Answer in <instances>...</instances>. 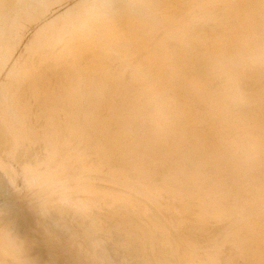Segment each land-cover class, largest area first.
I'll return each instance as SVG.
<instances>
[{"label": "rangeland", "instance_id": "obj_1", "mask_svg": "<svg viewBox=\"0 0 264 264\" xmlns=\"http://www.w3.org/2000/svg\"><path fill=\"white\" fill-rule=\"evenodd\" d=\"M128 1L81 12L60 42L32 26L19 73L0 61V264H264V0ZM74 43L77 62L59 58Z\"/></svg>", "mask_w": 264, "mask_h": 264}, {"label": "bare ground", "instance_id": "obj_2", "mask_svg": "<svg viewBox=\"0 0 264 264\" xmlns=\"http://www.w3.org/2000/svg\"><path fill=\"white\" fill-rule=\"evenodd\" d=\"M63 0H0V61H4V63H6V65H7V67H3V68H5V71H7L5 74H7V76H8V74H10V72H14L15 74L16 73H19V70L21 69L20 68V65H21V61H22V59H23V56H21L20 54H18L17 55V51H18V48L21 46V45H23L24 46V48L27 50L28 49V47L31 45V43L29 44V39H27L28 38V30L32 27V26H34L35 28H38V32L36 33V34H38L39 36H41L43 39H46V40H52V39H55L56 41H58V42H60L62 39H64V38H61V35L65 32V31H67V29L69 28V23H70V21L72 20V22L73 23H76L77 22V16L79 15V14H81V12H83V11H85V10H89V9H94V10H98V11H100V12H106V11H111V10H113V9H115V8H122V7H124V6H134V3H132V2H129L128 0H121L122 1V4L123 5H121V4H119L118 3V1L119 0H76L75 2H74V4L73 5H69L68 7H66V9L63 11V12H61L64 8H62V5H63V2H62ZM173 1V0H172ZM232 2V1H231ZM121 3V2H120ZM247 3V2H246ZM67 4V3H66ZM241 5V4H240ZM252 7H253V4H252ZM242 11V10H241ZM99 15H101V14H99ZM54 16V17H53ZM99 17V16H98ZM106 17V16H105ZM222 17V16H221ZM73 18V19H72ZM94 18V17H93ZM102 18V17H101ZM100 18V19H101ZM104 18V17H103ZM107 18V17H106ZM177 18V17H176ZM261 18V17H260ZM263 18H264V16H263ZM99 19V20H100ZM95 20V19H94ZM240 20V19H239ZM105 21V20H104ZM221 21H223V20H221ZM237 21V20H236ZM241 21V20H240ZM196 22V21H195ZM241 23V22H240ZM251 23V22H250ZM211 24V23H210ZM91 25V24H90ZM199 25V24H198ZM202 25V24H201ZM209 25V24H208ZM225 25V24H224ZM235 25V24H234ZM72 26V25H71ZM194 26V25H193ZM204 26V25H203ZM210 26V25H209ZM214 26V25H213ZM212 26V27H213ZM263 26V25H262ZM55 27H57L58 29H55ZM89 27V26H88ZM91 27V26H90ZM204 27H206V25L204 26ZM241 27V26H240ZM194 28H195V26H194ZM201 28V27H200ZM208 28V27H207ZM214 28V27H213ZM217 28V27H216ZM219 28V27H218ZM47 29H49V33H47V34H44L45 33V31L47 30ZM186 29H187V27H186ZM215 29V28H214ZM69 30V29H68ZM188 30V29H187ZM190 30V29H189ZM192 30V29H191ZM216 30V29H215ZM82 31V30H81ZM199 31V30H198ZM205 31V30H204ZM221 31V30H220ZM228 31V30H227ZM70 32V31H69ZM206 32V31H205ZM185 33V32H184ZM209 33V32H208ZM208 33H206V34H208ZM68 35H70L69 33H67ZM205 34V33H204ZM203 34V35H204ZM210 34H211V32H210ZM140 35V34H139ZM208 36H209V34H208ZM67 37V36H66ZM69 37V36H68ZM67 37V38H68ZM213 37H215V36H213ZM218 37V36H217ZM217 37H215V38H217ZM87 38V37H86ZM207 38V37H206ZM165 39V38H164ZM67 40V39H66ZM69 40H67V41H65V42H62L61 44H59L56 48L57 49H60L61 48V46H65L66 44H67V42H68ZM116 41V40H115ZM154 41V40H153ZM70 42V41H69ZM172 44V43H171ZM75 45V43L74 44H71V46H70V44H69V48L71 49H69L70 51H67V52H65V54L64 55H61V56H59V58H68V60L70 61V62H74V63H76L77 62V60H78V54L76 53V47L74 46ZM208 45V44H207ZM165 46V45H164ZM163 46V47H164ZM53 47V46H52ZM166 47H167V45H166ZM168 47H172V46H168ZM174 47V46H173ZM55 48V49H56ZM183 48V47H182ZM166 49V48H165ZM178 49V48H177ZM43 50V49H42ZM49 50H50V48H49ZM48 50V51H49ZM170 50V52H171V49H169ZM169 50H167V51H169ZM172 50H173V48H172ZM47 51V52H48ZM42 52H44V51H42ZM64 52V51H63ZM104 52V51H103ZM163 52H164V50H163ZM175 52V51H174ZM186 52H188L187 50H186ZM166 53V52H165ZM178 53H180V52H178ZM40 54V53H39ZM48 54V53H47ZM169 54V53H168ZM186 54L187 53H185V57H186ZM36 55V54H35ZM86 55V54H85ZM238 55V54H237ZM42 56V55H41ZM214 56V55H213ZM30 56H28V58H29ZM33 57V56H32ZM39 57V56H38ZM56 57H57V55H56ZM89 57V56H88ZM176 57H178V56H176ZM189 57H191V56H189ZM195 57H196V55H195ZM217 57V56H216ZM34 58H36V57H34ZM107 58V57H106ZM214 58V57H213ZM248 58V57H247ZM41 59V58H40ZM197 59V58H196ZM233 59V58H232ZM32 60H33V58H32ZM165 60V59H164ZM168 60V59H167ZM215 60V59H214ZM222 60V59H221ZM223 60H224V58H223ZM239 60V59H238ZM26 61H27V59H26ZM25 61V62H26ZM29 61V60H28ZM216 61V60H215ZM217 61H219V60H217ZM30 62H33V61H31L30 60ZM204 62H206V61H204ZM37 63V62H36ZM140 63V62H139ZM155 63V62H154ZM184 63V62H183ZM186 63V62H185ZM221 63V62H220ZM33 64V63H32ZM35 64V63H34ZM106 64V63H105ZM113 64V63H112ZM111 64V65H112ZM188 64V63H187ZM192 64V63H191ZM223 64V63H222ZM49 65V64H48ZM64 65H65V63H64ZM115 65V64H114ZM114 65H113V67H114ZM156 65V64H155ZM193 65V64H192ZM199 64H197V66H198ZM204 65V64H203ZM203 65H200L201 67L203 66ZM206 65V64H205ZM234 65V64H233ZM5 66V65H4ZM25 66H26V64H25ZM30 66V65H29ZM53 66V65H52ZM157 66V65H156ZM173 66V65H172ZM191 66V65H190ZM199 66V67H200ZM236 66V65H235ZM0 67H2V66H0ZM214 67V66H213ZM22 68H23V66H22ZM32 68V67H31ZM110 68V67H109ZM112 68V67H111ZM190 68V67H189ZM211 68V67H210ZM2 69V68H1ZM73 69H74V67H73ZM197 70V69H196ZM200 70H202V68L201 69H199L198 70V72L200 71ZM211 70V69H210ZM214 70V69H213ZM1 71H3V69L1 70ZM35 71V70H34ZM53 71H54V69H53ZM182 71H183V69H182ZM194 71V70H193ZM202 71H204V70H202ZM29 72V71H28ZM58 72V71H57ZM263 72V71H262ZM25 73V72H24ZM114 74H115V71L113 72ZM200 73L201 72H199V75H200ZM203 73V72H202ZM212 73V72H211ZM210 73V74H211ZM187 74V73H186ZM196 74V73H195ZM18 75V74H17ZM104 75V74H103ZM156 75V74H155ZM189 75V74H188ZM202 75V74H201ZM209 75V74H208ZM207 75V77H209ZM216 75V74H215ZM5 76V75H4ZM194 76H196V75H194ZM205 76V75H204ZM113 77V76H112ZM197 77V76H196ZM201 77V76H200ZM6 78V77H5ZM58 78V77H57ZM83 78V77H82ZM93 78V77H92ZM218 78V77H217ZM230 78V77H229ZM14 79V78H13ZM23 79V78H22ZM203 79V78H202ZM211 79V78H210ZM221 79V78H220ZM262 79V78H261ZM264 79V78H263ZM58 80V79H57ZM221 80H224V79H221ZM238 80V79H237ZM13 81V80H12ZM53 81V80H52ZM92 81V80H91ZM129 81V80H128ZM141 81V80H140ZM216 82H217V79L215 80ZM225 81V80H224ZM239 81H241V80H239ZM247 81V80H246ZM260 81H262V80H260ZM260 81H259V83H260ZM26 82V81H25ZM25 82H23V83H25ZM59 82V81H58ZM223 82V81H222ZM249 82V81H248ZM251 82V81H250ZM252 82H253V80H252ZM258 82V81H257ZM257 82H256V84H257ZM263 82V81H262ZM9 83V82H8ZM110 83V82H109ZM206 83V82H205ZM212 83H213V81H212ZM9 84H11V83H9ZM8 84V85H9ZM20 84V83H19ZM18 84V85H19ZM84 84V83H83ZM132 84V83H131ZM219 84V83H218ZM242 85H243V83H241ZM247 84V83H246ZM255 84V85H256ZM262 84V83H261ZM263 84H264V82H263ZM2 84H0V86H1ZM6 85V84H5ZM8 85H7V87H8ZM12 85V84H11ZM128 85V84H127ZM136 85V84H135ZM144 85V84H143ZM211 85V84H210ZM216 85V84H215ZM234 85V84H233ZM240 85V84H239ZM10 86V85H9ZM15 86V85H14ZM72 86V85H71ZM81 86V85H80ZM206 86V85H205ZM208 86V85H207ZM247 86H248V84H247ZM253 86V85H252ZM1 87H3V86H1ZM13 87V86H12ZM11 87V88H12ZM22 87V86H21ZM26 87V86H25ZM30 87V86H29ZM45 87V86H44ZM210 87V86H209ZM208 87V88H209ZM217 87H219L218 85H217ZM261 86H259V88H260ZM11 88H9V89H11ZM14 88V87H13ZM51 89H52V86L50 87ZM258 88V89H259ZM0 89H2V88H0ZM46 89V88H45ZM51 89H49L50 90V93H51ZM56 89V88H55ZM166 89V88H165ZM243 89V88H242ZM250 89H251V87H250ZM81 90V89H80ZM93 90V89H92ZM2 91V90H1ZM4 91V90H3ZM18 91V90H17ZM27 91V90H26ZM254 91V89L252 90V92ZM257 91V90H256ZM260 91V90H259ZM5 92V91H4ZM24 92L25 91H23V94H24ZM107 92V91H106ZM105 92V93H106ZM261 92V91H260ZM65 93V92H64ZM17 94V93H16ZM22 94V95H23ZM28 94V93H27ZM40 94V93H39ZM57 94V93H56ZM107 94V93H106ZM16 97H17V95H15ZM26 96V95H25ZM44 96V95H43ZM162 96V95H161ZM32 97V96H31ZM93 97V96H92ZM104 97V96H103ZM231 97V96H230ZM243 97V96H242ZM96 98V97H95ZM105 98H106V96H105ZM35 99H37L36 97H35ZM34 99V102L36 101ZM65 99V98H64ZM117 99V98H116ZM115 99V101H117ZM233 99V98H232ZM24 100V99H23ZM31 100V99H30ZM40 100V99H39ZM58 100V99H57ZM97 100V99H96ZM224 100V99H223ZM20 101H21V99H20ZM32 101V100H31ZM30 101V102H31ZM88 101V100H87ZM114 101V102H115ZM123 101V100H122ZM18 102V101H17ZM23 102V101H22ZM21 102V103H22ZM27 102V101H26ZM37 103H38V101H36ZM230 102V101H229ZM239 102V101H238ZM247 102V101H246ZM64 103H65V101H64ZM117 103V102H116ZM115 103V104H116ZM211 103V102H210ZM223 103V102H222ZM18 104V103H17ZM41 104V103H40ZM102 104H103V102H102ZM104 104H105V102H104ZM120 104V103H119ZM118 104V105H119ZM209 104V103H208ZM234 105H235V103H233ZM20 105V104H19ZM39 105V104H38ZM66 105V104H65ZM248 104H246V106H247ZM263 105V104H262ZM0 106L1 107H4V108H6V110H7V108H9V107H13L14 106V102H13V95H12V93H8V91H7V93L5 92L3 95H2V98L0 99ZM27 106V105H26ZM103 106V105H102ZM236 106H237V104H236ZM244 106V105H243ZM33 108H35V106H32ZM31 107V108H32ZM40 107V106H39ZM241 107V106H240ZM240 107H238V109L240 108ZM45 108V107H44ZM156 108H157V106H156ZM215 108V107H214ZM229 108H230V110H231V107L229 106ZM235 108H237V107H235ZM246 108V107H245ZM18 109V108H17ZM16 109V110H17ZM40 109V108H39ZM67 109V108H66ZM105 109V108H104ZM124 109V108H123ZM165 109V108H164ZM238 109H236V111L238 110ZM241 109H242V107H241ZM250 109V108H249ZM264 109V108H263ZM31 110V109H30ZM52 110V109H51ZM54 110V109H53ZM106 110V109H105ZM244 110V108L242 109V111ZM252 110V109H251ZM44 111V110H43ZM57 111V110H56ZM133 111V110H132ZM161 112H162V110H160ZM166 111V110H165ZM170 111V110H169ZM240 111V110H239ZM239 111H237V114H239V113H241V111L239 112ZM245 111V110H244ZM250 111V110H249ZM22 112V111H21ZM45 112V111H44ZM229 112V111H228ZM239 112V113H238ZM259 112V111H258ZM41 113V112H40ZM66 113V112H65ZM100 113V112H99ZM163 113V112H162ZM247 113H249L248 111H247ZM255 113H257V112H255ZM9 114V113H8ZM27 114H30V113H27ZM39 114V113H38ZM56 114H57V112H56ZM166 114V113H165ZM234 114H235V111H234ZM243 114H245L244 112H243ZM260 114V113H259ZM262 114H264V113H261V115ZM35 115H37L36 113H35ZM55 115V114H54ZM60 115V114H59ZM62 115V114H61ZM75 115V114H74ZM103 115V114H102ZM101 115V116H102ZM227 115V114H226ZM252 115H254V114H252ZM20 116V115H19ZM26 116H29V115H26ZM38 116V115H37ZM43 116V115H42ZM42 116H40V117H42ZM173 116V115H172ZM245 116V115H244ZM250 116V115H249ZM48 117V116H47ZM148 117V116H147ZM169 117V116H168ZM174 117V116H173ZM43 118V117H42ZM49 118V117H48ZM47 118V119H48ZM165 118V117H164ZM245 118V117H244ZM249 118V117H248ZM26 119H28V118H26ZM31 119V118H30ZM134 119V118H133ZM137 119V118H136ZM151 119V118H150ZM63 120V119H62ZM82 120V119H81ZM113 120V119H112ZM171 120H173V118L171 119ZM16 121V120H15ZM25 121V120H24ZM27 121V120H26ZM36 120H34V122H35ZM41 121V120H40ZM57 121V120H56ZM74 121V120H73ZM85 121V120H84ZM125 121V120H124ZM182 121V120H181ZM247 121V120H246ZM38 122V121H37ZM37 122H36V124H37ZM44 122V121H43ZM48 122V121H47ZM60 122V121H59ZM118 122H119V120H118ZM175 122V121H174ZM4 123V122H3ZM3 123H0V124H3ZM28 123V122H27ZM31 123V122H30ZM42 123V122H41ZM46 123V122H45ZM49 123V122H48ZM172 123V122H171ZM250 123V122H249ZM262 123V122H261ZM42 124H44V123H42ZM52 124V123H51ZM126 124H127V122H126ZM168 124V123H167ZM248 124V123H247ZM35 125V124H34ZM78 125H79V123H78ZM81 125V124H80ZM84 125V124H83ZM86 125V124H85ZM111 125V124H110ZM249 125V124H248ZM248 125H247V127H248ZM9 126V125H8ZM27 126V125H26ZM88 126V125H87ZM34 127H37V126H34ZM245 127V126H244ZM2 128V127H1ZM10 128V127H9ZM31 128V127H30ZM51 128V127H50ZM87 128V127H86ZM52 129V128H51ZM57 129V128H56ZM186 129V128H185ZM60 130V129H59ZM1 131V130H0ZM3 131V130H2ZM93 131V130H92ZM144 131V130H143ZM221 131V130H220ZM60 132V131H59ZM67 132V131H66ZM85 132V131H84ZM214 132V131H213ZM222 132V131H221ZM40 133H41V131H40ZM43 133V132H42ZM86 133V132H85ZM94 133V132H93ZM230 133H232L231 132V130H230ZM18 134V133H17ZM82 134V133H81ZM210 134V133H209ZM2 135V134H1ZM53 135V134H52ZM66 135V134H65ZM64 135V136H65ZM109 135V134H108ZM3 136H4V133H3ZM2 136V137H3ZM56 136V135H55ZM80 136V135H79ZM85 136V135H84ZM91 136V135H90ZM70 137V136H69ZM172 137V136H171ZM1 138V137H0ZM62 138V137H61ZM97 138V137H96ZM159 138V137H158ZM176 138V137H175ZM178 138V137H177ZM2 139V138H1ZM0 139V140H1ZM8 139V138H7ZM27 139V138H26ZM118 139V138H117ZM194 139V138H193ZM199 139H200V137H199ZM4 140H5V138H4ZM4 140H2V141H4ZM8 140H10V139H8ZM7 140V141H8ZM54 140V139H53ZM58 140V139H57ZM178 140V139H177ZM176 140V141H177ZM6 141V140H5ZM6 141V142H7ZM61 141V140H60ZM162 141V140H161ZM219 141V140H218ZM242 141H244V140H242ZM10 142V141H9ZM147 142V141H146ZM166 142H169V141H167V139H166ZM1 144H2V142H0ZM74 143V142H73ZM73 143H71V144H73ZM154 143V142H153ZM183 143V142H182ZM200 143V142H199ZM220 143H222V142H220ZM1 144H0V146H1ZM7 144H9L8 142L6 143V146H7ZM78 144V143H77ZM83 144V143H82ZM134 144V143H133ZM167 144V143H166ZM165 144V145H166ZM4 145H5V142H4ZM3 145V146H4ZM224 145V144H223ZM82 146V145H81ZM153 146V145H152ZM2 147V146H1ZM11 147V146H10ZM27 147V146H26ZM39 147H41V146H39ZM73 147H75V146H73ZM136 147V146H135ZM28 148V147H27ZM30 148V147H29ZM29 148H28V150H29ZM34 148V147H33ZM37 148L38 147H36V151H37ZM60 148V147H59ZM128 148V147H127ZM4 149H5V147H4ZM9 148H7V150H8ZM10 149H13V148H10ZM18 149V148H17ZM71 149V148H70ZM88 149H90V148H88ZM1 150H2V148H1ZM22 150H23V148L20 150V151H18V152H22ZM79 150V149H78ZM94 150V149H93ZM136 150V149H135ZM16 151V150H15ZM27 151V150H26ZM41 151V150H40ZM85 151V150H84ZM86 151H88V150H86ZM116 151V150H115ZM166 151V150H165ZM1 152V151H0ZM5 152V151H4ZM31 153H32V151H30ZM64 152V151H63ZM77 152V151H76ZM88 152H91L90 150L88 151ZM145 152V151H144ZM14 153V152H13ZM15 153H17V152H15ZM14 153V154H15ZM23 153H24V151H23ZM26 153V152H25ZM27 155H26V158L28 157V155H29V152L27 151ZM37 153V152H36ZM42 153V152H41ZM47 153V152H46ZM5 154V153H4ZM3 154V155H4ZM19 154V153H18ZM17 154V155H18ZM21 154V153H20ZM40 154V153H39ZM44 154V153H43ZM42 154V155H43ZM99 154V153H98ZM1 155V154H0ZM2 155V156H3ZM6 155H8V154H6ZM5 155V156H6ZM17 155H16V158H17ZM32 156H33V154H31ZM30 155V157H32ZM36 155V154H35ZM90 155H91V153H90ZM100 155V154H99ZM19 156V155H18ZM82 156V155H81ZM153 156V155H152ZM22 157V156H21ZM25 157V156H24ZM35 157V156H34ZM101 157V156H100ZM132 157V156H131ZM130 157V158H131ZM154 157V156H153ZM2 158H4V156L2 157ZM25 158V159H26ZM33 158V157H32ZM32 158H30L29 160L31 161V159ZM155 158V157H154ZM9 159V158H8ZM7 159V160H8ZM18 159V158H17ZM35 159V158H34ZM38 159V158H37ZM43 159V158H42ZM98 159H99V157H98ZM144 159H145V157H144ZM10 160V159H9ZM15 160V159H14ZM19 160H21L20 159V157H19ZM22 160H24V159H22ZM28 160V161H29ZM33 160V159H32ZM38 160H40V159H38ZM67 160V159H66ZM93 160V159H92ZM114 160H116V159H114ZM118 160V159H117ZM126 160V159H125ZM133 160V159H132ZM18 161V160H17ZM131 161V160H130ZM134 161V160H133ZM148 161V160H147ZM146 161V162H147ZM11 162V161H10ZM14 162V161H13ZM24 162H25V160H24ZM24 162H22V164L24 163ZM27 162V161H26ZM25 162V163H26ZM32 162V161H31ZM30 162V163H31ZM89 162V161H88ZM103 162V161H102ZM150 161H148V163H149ZM19 163H21V162H19ZM19 163H17V164H19ZM44 164V163H43ZM130 164V163H129ZM132 164V163H131ZM139 164V163H138ZM12 165V164H11ZM20 165V164H19ZM109 165V164H108ZM110 165H111V163H110ZM116 165V164H115ZM166 165V164H165ZM7 166V165H6ZM23 166V165H22ZM86 166V165H85ZM93 166V165H92ZM97 166V165H96ZM112 166V165H111ZM151 166V165H150ZM172 166V165H171ZM10 167V166H9ZM84 167V166H83ZM115 167V166H114ZM85 168V167H84ZM127 169V168H126ZM138 169V168H137ZM150 169H152V168H150ZM161 172V171H160ZM18 173V172H17ZM23 173H25V172H23ZM139 173V172H138ZM20 174V173H19ZM140 174H142V173H140ZM159 174V173H158ZM18 175V174H17ZM81 175V174H80ZM138 175V174H137ZM39 176V175H38ZM84 176V175H83ZM260 176V175H259ZM145 177H147V176H145ZM162 177V176H161ZM174 177V176H173ZM248 177V176H247ZM1 178V177H0ZM29 178V177H28ZM244 178V177H243ZM17 179V178H16ZM33 179V178H32ZM67 179V178H66ZM152 179V178H151ZM246 179V178H245ZM154 180V179H153ZM164 180V179H163ZM162 180V181H163ZM169 181V180H168ZM21 182V181H20ZM19 182V183H20ZM23 182V181H22ZM22 182H21V184H22ZM38 182V181H37ZM166 182V181H165ZM170 182V181H169ZM238 182V181H237ZM73 184V183H72ZM155 184V183H154ZM216 184H217V182H216ZM25 185V184H24ZM86 185V184H85ZM94 185V184H93ZM157 185V184H156ZM167 185V184H166ZM171 185V184H170ZM214 185V184H213ZM220 185V184H219ZM22 186H23V184H22ZM100 186H102V185H100ZM100 186H98V188H100ZM239 186H241V185H239ZM108 187V186H107ZM110 187V186H109ZM157 187V186H156ZM172 187H173V185H172ZM221 187V186H220ZM94 188V187H93ZM96 188H97V186H96ZM102 188H105V187H102ZM175 188V187H174ZM214 188V187H213ZM107 189V188H106ZM112 189V188H111ZM115 189V188H114ZM105 190V189H104ZM116 190V189H115ZM119 190V189H118ZM172 190V189H171ZM176 190H177V187H176ZM192 190V189H191ZM190 190V191H191ZM222 190V189H221ZM220 190V191H221ZM226 190V189H225ZM123 191V190H122ZM174 191V190H173ZM185 192V191H184ZM216 192H218V191H216ZM211 193V192H210ZM71 194H73V193H71ZM128 194V193H127ZM194 194V193H193ZM219 194V193H218ZM129 196H132V195H130L129 194ZM134 196V195H133ZM136 197V196H135ZM135 197H133V198H135ZM221 197V196H220ZM21 198V197H20ZM179 198V197H178ZM209 198V197H208ZM242 198V197H241ZM41 199H43V198H41ZM99 199V198H98ZM244 199H246V198H244ZM257 199V198H256ZM142 200V199H141ZM243 200V199H242ZM60 201V200H59ZM65 201V200H64ZM79 202V201H78ZM60 203V202H59ZM98 203V202H97ZM181 203V202H180ZM145 204V203H144ZM194 204H195V202H194ZM204 204V203H203ZM80 205V204H79ZM117 205H119V204H117ZM148 205V204H147ZM196 205V204H195ZM46 206V205H45ZM100 206V205H99ZM73 207V206H72ZM98 207V206H97ZM102 207V206H101ZM151 207V206H150ZM41 208V207H40ZM60 208H62V207H60ZM66 208V207H65ZM81 208V207H80ZM121 208V207H120ZM125 208H126V205H125ZM124 208V209H125ZM50 209H52L53 210V208H50ZM85 209V208H84ZM102 209H103V207H102ZM112 209V208H111ZM118 209V208H117ZM51 210V211H52ZM62 211H61V214L63 213V211H65V209H64V206H63V208L61 209ZM105 210V209H104ZM153 210V209H152ZM185 210V209H184ZM199 210V209H198ZM40 211V210H39ZM58 211V210H57ZM108 211V210H107ZM118 211V210H117ZM125 211V210H124ZM189 211V210H188ZM213 211V210H212ZM241 211V210H240ZM44 212H45V210L43 211V214H44ZM50 212V211H49ZM53 212H54V214H55V207H54V211H52L50 214H53ZM65 212H67V211H65ZM104 212V211H103ZM109 212V211H108ZM112 212V211H111ZM119 212V211H118ZM121 212V211H120ZM127 212V211H126ZM125 212V213H126ZM130 212V211H129ZM132 212V211H131ZM38 213H40V212H38ZM58 213V212H57ZM70 213H73V212H71L70 211ZM69 213V216H71V214ZM101 213V212H100ZM113 213V212H112ZM123 213V212H122ZM41 214V213H40ZM47 214V213H46ZM49 214V215H50ZM60 214V213H59ZM60 214V215H61ZM68 214V213H67ZM76 214V213H75ZM82 214V213H81ZM95 213H93V215H94ZM105 214V213H104ZM103 214V215H104ZM130 214V213H129ZM153 214H155V212H153ZM153 214H152V216H153ZM217 214V213H216ZM59 215V216H60ZM78 216H79V214H77ZM76 215V216H77ZM150 215V214H149ZM248 215V214H247ZM41 216H43V215H41ZM63 216V215H62ZM82 216V215H81ZM85 216V215H84ZM104 216H106V215H104ZM110 216V215H109ZM208 216V215H207ZM47 216H43V218H42V220L44 219V218H46ZM92 218H93V216H91ZM95 217H96V214H95ZM97 217H98V214H97ZM129 217H130V215H129ZM238 217V216H237ZM6 217H4V219H5ZM56 218H58V217H56ZM64 218H66V217H64ZM68 218V217H67ZM74 218V217H73ZM78 219H79V217H77ZM83 218V217H82ZM85 218V217H84ZM83 218V219H84ZM99 218H100V216H99ZM119 218V217H118ZM132 218V217H131ZM150 218V217H149ZM154 218V217H153ZM213 218H214V216H213ZM1 219V218H0ZM51 219V218H50ZM55 219V218H54ZM54 219L52 220V221H54ZM62 219H63V217H62ZM69 219V218H68ZM71 219H72V217H71ZM86 219V218H85ZM84 219V220H85ZM93 219H96V218H93ZM112 219H114L113 217H112ZM6 220V219H5ZM50 220V221H51ZM58 220V219H57ZM60 220V219H59ZM58 220V221H59ZM80 222H82L83 220L80 218ZM88 220H90V219H88ZM120 220H122L121 219V217H120ZM150 220V219H149ZM153 220H155V219H153ZM48 219H47V221L46 222H50ZM64 221V220H63ZM74 221V220H73ZM77 221V220H76ZM76 221H75V223H76ZM85 221H87V220H85ZM85 221L83 222L85 225L88 223V224H90L89 222H86L85 223ZM93 221V220H92ZM107 221V220H106ZM114 221H115V219H114ZM117 221V220H116ZM124 221V220H123ZM132 221V220H131ZM3 223H4V220L2 221ZM61 222V221H60ZM59 222V223H60ZM80 222H78V223H80ZM137 222V221H136ZM158 221H157V219H156V221L154 222V223H157ZM162 222V221H161ZM161 222H159V223H161ZM1 223V222H0ZM7 223V222H6ZM44 223V222H43ZM51 223V222H50ZM53 223H55V222H53ZM65 223V222H64ZM75 223H73L74 225H75ZM82 223V224H83ZM112 223V222H111ZM118 223H119V221H118ZM138 223V222H137ZM248 223V222H247ZM16 224H17V222H16V220H14V221H12L11 222V224H10V226H9V228L10 229H14L15 227H16ZM45 224V223H44ZM52 224V223H51ZM57 224V222L55 223V225ZM61 224H63V222H61ZM81 224V225H82ZM92 224V223H91ZM108 224H110V222L108 223ZM108 224H107V226H108ZM119 224H121V223H119ZM130 224H131V222H130ZM2 225V224H1ZM43 225V224H42ZM46 225V224H45ZM53 225V224H52ZM50 226V229H51V227H54V226ZM68 225H70V224H68ZM68 225L66 226V227H68ZM76 225H77V223H76ZM80 224H79V228H80V226H81ZM83 226V228L84 227H86V226ZM137 225V224H136ZM138 225H139V223H138ZM143 225V224H142ZM250 225H251V223H250ZM49 226V225H48ZM47 226V227H48ZM57 226H60V225H58L57 224ZM56 226V227H57ZM63 226H64V224H63ZM75 227V228H78V227ZM81 226V227H82ZM5 227V226H4ZM61 227V226H60ZM70 227H72V225L70 226ZM70 227H68V229L70 228ZM109 227H110V225H109ZM123 227V226H122ZM143 227V226H142ZM166 227V226H165ZM193 227V226H192ZM192 227H191V229H192ZM49 228V227H48ZM55 228V227H54ZM92 228V227H91ZM200 228V227H199ZM1 229V228H0ZM58 229V228H57ZM57 229H56V231H57ZM62 229V228H61ZM71 229V228H70ZM69 229V230H70ZM85 229H87V228H85ZM111 229V228H110ZM140 229V228H139ZM59 230V229H58ZM75 230V229H74ZM74 230L72 231L73 233H74ZM81 230V229H80ZM79 230V231H80ZM108 230V229H107ZM141 230V229H140ZM146 230V229H145ZM256 230V229H255ZM29 231V230H28ZM65 231V230H64ZM78 231V230H77ZM77 231L75 230V234H77ZM78 231V232H79ZM90 231V230H89ZM109 231V230H108ZM116 231V230H115ZM126 231V230H125ZM138 231V230H137ZM193 231V230H192ZM199 231V230H198ZM60 232V230L58 231V233ZM82 232H84V230H82ZM82 232L81 233H79L78 235H81L82 234ZM93 232V231H92ZM99 232V231H98ZM113 231H111L110 232V234H113L112 233ZM135 232V231H134ZM144 232V231H143ZM171 232V231H170ZM169 232V233H170ZM185 232V231H184ZM190 232V231H189ZM194 232V231H193ZM216 232V231H215ZM57 233V232H56ZM61 233V232H60ZM59 233V234H60ZM62 233H65V232H63L62 231ZM70 233V232H69ZM69 233H67V234H69ZM91 233V232H90ZM109 233V232H108ZM116 233V232H115ZM118 233V232H117ZM188 233V232H187ZM84 234H86V232L84 233ZM84 234H82V235H84ZM88 234V233H87ZM93 234V233H92ZM96 234H98V233H96ZM121 234V233H120ZM126 234V233H125ZM260 234V233H259ZM65 235H66V233H65ZM78 235H77V238H80V237H78ZM89 235V234H88ZM91 235V234H90ZM94 235H95V233H94ZM140 235V234H139ZM251 235V234H250ZM44 236V235H43ZM47 236H48V234H47ZM63 236V238H64V234L63 235H61V237ZM67 236V235H66ZM75 236V235H74ZM97 236V235H96ZM116 236V235H115ZM128 236V235H127ZM171 236V235H170ZM173 236V235H172ZM195 237H196V235H194ZM193 236V237H194ZM247 236V235H246ZM59 237V236H58ZM60 237V238H61ZM69 237V236H68ZM76 237V236H75ZM81 237H83V236H81ZM92 237H94V236H92ZM103 237V236H102ZM112 237H113V235H112ZM111 237V238H112ZM117 237V236H116ZM116 237L114 238V239H116ZM119 237V236H118ZM139 237V236H138ZM90 238V237H89ZM104 238V237H103ZM103 238H101V239H103ZM112 238V239H113ZM140 238V237H139ZM190 238V237H189ZM65 239V238H64ZM76 239V238H75ZM88 239V238H87ZM95 239V238H94ZM99 239V238H98ZM97 239V240H98ZM104 239H106V238H104ZM149 239V238H148ZM152 239V238H151ZM196 239V238H195ZM92 240V239H91ZM107 240V239H106ZM131 240V239H130ZM133 240V239H132ZM194 240V239H193ZM235 240V239H234ZM237 240V239H236ZM83 241H84V239H83ZM88 241V240H87ZM93 241V240H92ZM91 241V242H92ZM104 241V240H103ZM116 241L118 242V239H116ZM120 241H123V240H120ZM144 241V240H143ZM181 241V240H180ZM85 242V241H84ZM146 242H147V240H146ZM154 242V241H153ZM155 242H156V240H155ZM204 242V241H203ZM233 242V241H232ZM145 243V242H144ZM84 244H86V242L84 243ZM112 244V243H111ZM117 244V243H116ZM134 244V243H133ZM153 244V243H152ZM155 244V243H154ZM91 245V244H90ZM101 245V244H100ZM105 245H106V242H105ZM114 245V244H113ZM123 245V244H122ZM131 245V244H130ZM136 245V244H135ZM146 245H148V244H146ZM151 245V244H150ZM197 245V244H196ZM208 245V244H207ZM104 246V244L102 245V247ZM107 246H108V244L106 245V248H107ZM109 246H110V248H111V245H110V242H109ZM109 246H108V249H109ZM115 246V245H114ZM155 246V245H154ZM160 246V245H159ZM198 246V245H197ZM200 246H202V245H200ZM257 246V245H256ZM89 247V246H88ZM116 247V246H115ZM123 247H124V245H123ZM144 247H145V245H144ZM143 247V248H144ZM163 247V246H162ZM203 247V246H202ZM206 247V246H205ZM99 248V247H98ZM101 248V247H100ZM105 248V247H104ZM122 248V247H121ZM134 248H135V246H134ZM137 248V247H136ZM154 248V247H153ZM201 248V247H200ZM263 248V247H262ZM96 249V248H95ZM103 249V248H102ZM115 249H117V248H115ZM119 249V248H118ZM129 249V248H128ZM145 249H147V247H145ZM152 249V248H151ZM162 250H163V248H161ZM187 249V248H186ZM18 250H20V249H18ZM97 250V249H96ZM110 250V249H109ZM111 250H113L112 248H111ZM122 250V249H121ZM120 249L118 250L119 251V253H121L122 251H124V250H122L121 251ZM264 250V249H263ZM101 251V250H100ZM135 251L137 252V250L135 249ZM152 251H153V249H152ZM190 251V250H189ZM2 252V251H1ZM90 252H91V249H90ZM112 251H110V253H111ZM113 252H114V250H113ZM112 252V253H113ZM92 253V252H91ZM98 253V252H97ZM101 253V252H100ZM110 253H109V255H110ZM111 253V254H112ZM123 253V252H122ZM121 253V254H122ZM132 253H133V251H132ZM150 253V252H149ZM160 253V252H159ZM168 253H169V250H168ZM173 253V252H172ZM102 254H103V252H102ZM105 254H108V253H106V251H105ZM121 254H119L120 256H122ZM123 254H126L125 252L123 253ZM131 254V253H130ZM130 254H128V255H130ZM134 254V253H133ZM162 254V253H161ZM254 254V253H253ZM264 254V253H263ZM116 255V254H115ZM119 255H116L118 258H120V256ZM132 255V254H131ZM135 255V254H134ZM134 255L132 256V257H134ZM141 255V254H140ZM156 255H157V253H156ZM163 255V254H162ZM168 255V254H167ZM174 255V254H173ZM254 255H256V254H254ZM53 256H55V255H53ZM108 256V255H107ZM107 256H106V258H107ZM114 256V253L112 254V256L110 255V257H113ZM126 256L127 255H125V256H123V257H121V258H124L125 257V259H126ZM146 256V255H145ZM148 256V255H147ZM150 256V255H149ZM178 256V255H177ZM181 256H182V254H181ZM97 257V256H96ZM99 257H100V255H99ZM116 257V258H117ZM128 257H130V256H127V259H128ZM132 257H130V259L132 258ZM159 257V256H158ZM166 257V256H165ZM168 257V256H167ZM252 257V256H251ZM101 258V257H100ZM105 258V257H104ZM104 258H103V260H104ZM109 258V257H108ZM114 258V257H113ZM136 258V257H135ZM137 258H140V257H137ZM152 258V257H151ZM163 258V257H162ZM112 259V258H111ZM124 259V260H125ZM147 259V258H146ZM166 259H168V258H166ZM175 258H173V260H174ZM5 260V259H4ZM107 260V263L109 262V260L108 259H106ZM116 260H120V259H116ZM149 260V259H148ZM152 261L154 260V258H152L151 259ZM113 261H115V258H114V260ZM129 263H130V261L129 260H127ZM126 261V263H128ZM138 262H139V259L137 260ZM171 261V260H170ZM175 261V260H174ZM256 261V260H255ZM263 261V260H262ZM132 262V261H131ZM176 262V261H175ZM180 262V261H179ZM260 262V261H259ZM23 263V262H22ZM112 263V262H111ZM118 263H119V261H118ZM123 264H125L124 262H122ZM141 263H143V261L141 262ZM147 263H148V261H147ZM157 263V262H156ZM177 263V262H176ZM182 263V262H181ZM113 264H114V262H113ZM117 264V263H116ZM151 264V263H150ZM155 264V263H154ZM174 264V263H173Z\"/></svg>", "mask_w": 264, "mask_h": 264}, {"label": "crops", "instance_id": "obj_3", "mask_svg": "<svg viewBox=\"0 0 264 264\" xmlns=\"http://www.w3.org/2000/svg\"><path fill=\"white\" fill-rule=\"evenodd\" d=\"M116 256V255H115Z\"/></svg>", "mask_w": 264, "mask_h": 264}]
</instances>
